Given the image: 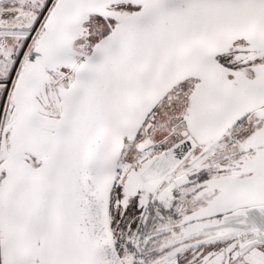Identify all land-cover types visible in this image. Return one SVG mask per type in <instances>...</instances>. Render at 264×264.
<instances>
[{"label":"snow or ice","instance_id":"snow-or-ice-1","mask_svg":"<svg viewBox=\"0 0 264 264\" xmlns=\"http://www.w3.org/2000/svg\"><path fill=\"white\" fill-rule=\"evenodd\" d=\"M0 264H264V0H0Z\"/></svg>","mask_w":264,"mask_h":264}]
</instances>
